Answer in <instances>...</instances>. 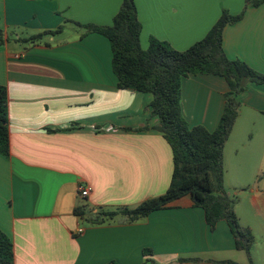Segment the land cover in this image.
Returning a JSON list of instances; mask_svg holds the SVG:
<instances>
[{
	"label": "crops",
	"instance_id": "crops-1",
	"mask_svg": "<svg viewBox=\"0 0 264 264\" xmlns=\"http://www.w3.org/2000/svg\"><path fill=\"white\" fill-rule=\"evenodd\" d=\"M122 0H0V84L7 90L9 156L0 154V230L13 244L14 264H264V181L245 209L234 207L255 243L235 248L225 220L210 230L188 195L134 223L89 225L73 212L119 209L163 194L173 162L168 142L152 130L150 93L120 89L106 37L80 24L110 25ZM140 45L154 37L184 50L204 37L222 9L238 14L244 0H135ZM35 43L27 38L43 31ZM223 49L264 73V4L249 7L223 29ZM228 85L221 76L189 74L181 110L189 126H217ZM241 110L223 148V183L253 185L264 170V127L238 135L243 108L264 123V85L240 95ZM144 126L149 128L140 130ZM263 176V175H262ZM263 180L262 177L259 179ZM79 184L89 185L82 199ZM78 229H82L78 233ZM198 259V261H179Z\"/></svg>",
	"mask_w": 264,
	"mask_h": 264
},
{
	"label": "trees",
	"instance_id": "trees-1",
	"mask_svg": "<svg viewBox=\"0 0 264 264\" xmlns=\"http://www.w3.org/2000/svg\"><path fill=\"white\" fill-rule=\"evenodd\" d=\"M264 4V0H244L238 14L222 9L216 22L204 37L184 50H177L169 43L154 37L148 46L140 45L141 23L137 17L135 0H122L110 25L80 24L66 20L83 28L82 35L98 33L107 38L111 48V68L117 78V87L142 93H150V113L157 118L151 126L162 134L172 152L173 169L168 188L163 194L146 199L135 207L108 209L98 207L85 210L82 206L73 212L89 225L112 223H134L149 213L166 208L174 200L188 195L193 206L200 207L210 230L219 220H225L234 238L236 249L249 254L255 237L247 226H242L235 214L237 197L230 195L224 187L223 148L238 116L239 96L251 85H264V73L250 67L240 59L229 58L223 49V29L228 24L241 20L245 10ZM43 31L27 38L25 43H35L42 36L59 33ZM0 30V44L4 41ZM189 74H211L221 76L228 85L224 94L223 111L214 130L202 125L189 126L181 110V81ZM144 126L140 130L148 129ZM0 154L9 156V131L7 126V90L0 84ZM147 264L150 249H144ZM198 261V259H179ZM0 264H14L13 244L0 230ZM106 264H117L108 262ZM228 264H236L228 261ZM250 264H253L250 261Z\"/></svg>",
	"mask_w": 264,
	"mask_h": 264
},
{
	"label": "rangeland",
	"instance_id": "rangeland-1",
	"mask_svg": "<svg viewBox=\"0 0 264 264\" xmlns=\"http://www.w3.org/2000/svg\"><path fill=\"white\" fill-rule=\"evenodd\" d=\"M239 108H238V113L241 110V104H240V96H239ZM243 113L242 116L239 120V124H237V132L238 135L240 134V136L242 137L243 134H245L244 131H258V126H263L264 127V123H258L257 121H255L256 118H254V116H256L257 114L247 110V108H243ZM263 175V176H262ZM260 177H262L263 180H259ZM264 181V170L263 172L256 177L255 183H253V185H246L243 187H237V188H229L224 184L225 189L227 190V192L230 195H233L235 197H237V200L242 199L241 204L239 205V214H241L243 216L242 221L243 222H249V213H247L246 209H245V203H246V197L248 196V191H250L251 188H258L262 185ZM255 243V242H254ZM254 245V244H253Z\"/></svg>",
	"mask_w": 264,
	"mask_h": 264
},
{
	"label": "built area",
	"instance_id": "built-area-1",
	"mask_svg": "<svg viewBox=\"0 0 264 264\" xmlns=\"http://www.w3.org/2000/svg\"><path fill=\"white\" fill-rule=\"evenodd\" d=\"M91 192V187L85 184H79L77 186V194L80 198H86ZM82 229H78V233H80Z\"/></svg>",
	"mask_w": 264,
	"mask_h": 264
}]
</instances>
